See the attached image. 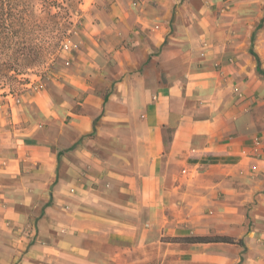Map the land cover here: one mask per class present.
<instances>
[{
  "label": "crops",
  "instance_id": "0c3cea01",
  "mask_svg": "<svg viewBox=\"0 0 264 264\" xmlns=\"http://www.w3.org/2000/svg\"><path fill=\"white\" fill-rule=\"evenodd\" d=\"M95 13L0 108V264H264V0Z\"/></svg>",
  "mask_w": 264,
  "mask_h": 264
},
{
  "label": "rangeland",
  "instance_id": "374dc122",
  "mask_svg": "<svg viewBox=\"0 0 264 264\" xmlns=\"http://www.w3.org/2000/svg\"><path fill=\"white\" fill-rule=\"evenodd\" d=\"M200 1L202 0H194V4L197 5ZM29 2V10H32L34 18L44 23V30L40 32L41 41L38 37L35 40L42 46L41 55L26 67H21L12 62L5 64L9 59L10 50L0 52V63H4L0 67V73L8 77H0V108L30 103L35 92L43 91L53 85L51 80L55 75L68 67L66 59L69 57L71 47L79 45L81 39H85L88 20L91 17L98 20L95 11L99 7H107L113 0H75L68 7L67 14L51 7V13L60 12L52 21H47L46 13L41 8V0H29ZM35 30L38 35V29Z\"/></svg>",
  "mask_w": 264,
  "mask_h": 264
},
{
  "label": "trees",
  "instance_id": "16d2710c",
  "mask_svg": "<svg viewBox=\"0 0 264 264\" xmlns=\"http://www.w3.org/2000/svg\"><path fill=\"white\" fill-rule=\"evenodd\" d=\"M75 0H41V8L46 13L47 21H52L58 17L60 12L51 13V7L59 9L61 12L68 13V7ZM29 0H0V52L10 50L8 62L16 64V66H27L38 57L42 48L35 40L37 37L41 41L40 32L44 30V23L40 19L34 18L32 10H29ZM38 29L39 34L35 33ZM32 42H35L32 44ZM4 63H0V67ZM257 70L264 75V70L257 62ZM0 77L6 78L4 73H0ZM8 78V77H7ZM186 241L202 242V241H230L228 237L222 236H194L184 238Z\"/></svg>",
  "mask_w": 264,
  "mask_h": 264
}]
</instances>
